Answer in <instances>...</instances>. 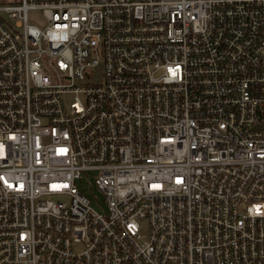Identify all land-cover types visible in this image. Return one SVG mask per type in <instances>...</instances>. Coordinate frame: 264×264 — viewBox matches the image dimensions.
Wrapping results in <instances>:
<instances>
[{
	"label": "built area",
	"instance_id": "built-area-1",
	"mask_svg": "<svg viewBox=\"0 0 264 264\" xmlns=\"http://www.w3.org/2000/svg\"><path fill=\"white\" fill-rule=\"evenodd\" d=\"M0 264H264V0L0 3Z\"/></svg>",
	"mask_w": 264,
	"mask_h": 264
},
{
	"label": "rangeland",
	"instance_id": "rangeland-1",
	"mask_svg": "<svg viewBox=\"0 0 264 264\" xmlns=\"http://www.w3.org/2000/svg\"><path fill=\"white\" fill-rule=\"evenodd\" d=\"M7 1H10V0H0V3H5L6 4ZM28 16H29V21L31 23H34V24L37 23V24H40V25H43L45 23L42 15H40V12L37 11V10L29 12ZM97 71H98V68H97ZM100 79H101V77L99 75H96L95 78L93 79V82H97ZM71 100H72V96L71 95H67L66 100H65L66 104L71 102ZM92 180H93V178L91 176H88V175L84 174L82 182L81 183L77 182V186H78V188H80L82 190L85 188L87 195L91 198L92 206L94 207V209H96L97 211H102L103 208H104V206L102 205L103 203L100 204L98 202V200H96L94 198V197H96L97 199L102 198L100 192H97L96 189L91 190L89 188V185H90L89 183Z\"/></svg>",
	"mask_w": 264,
	"mask_h": 264
}]
</instances>
